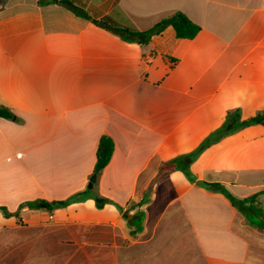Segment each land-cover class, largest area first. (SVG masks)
<instances>
[{
    "label": "crops",
    "instance_id": "1",
    "mask_svg": "<svg viewBox=\"0 0 264 264\" xmlns=\"http://www.w3.org/2000/svg\"><path fill=\"white\" fill-rule=\"evenodd\" d=\"M63 1L0 0V206L18 213L0 211V264H264V124L186 159L228 111H264V0H68L89 18ZM177 11L195 38L95 22Z\"/></svg>",
    "mask_w": 264,
    "mask_h": 264
},
{
    "label": "trees",
    "instance_id": "2",
    "mask_svg": "<svg viewBox=\"0 0 264 264\" xmlns=\"http://www.w3.org/2000/svg\"><path fill=\"white\" fill-rule=\"evenodd\" d=\"M66 5L72 8L78 14L89 18V16L80 8L74 6L70 1L65 0L63 1ZM95 22L99 25H103L105 27L111 28L116 33H118L122 39L128 42H136L141 45L147 44L151 38L155 35L161 34L165 28L171 26L174 29V33L176 38L178 39H193L197 36L200 32L201 27L193 22L186 14L177 11L171 14L170 16L162 19L161 21L157 22L153 27L147 30H138L133 27L129 28H115L108 25V22L105 20H95ZM0 117L4 118H13L14 114L5 107H0ZM254 124H264V111L258 112L256 115L249 119L242 120L240 115V110H231L228 111L226 115V119L221 127L217 130L212 132L201 144L200 146L195 149L193 152L186 156L188 162H192L196 159L199 154L211 144L219 141L221 138L233 134L238 130L254 125ZM114 141L109 136H102L98 142L97 152H96V163L94 167V175L97 177L100 176L104 168L109 164L113 153H114ZM188 178L193 179L188 167L184 169ZM211 185V184H208ZM212 186V185H211ZM215 186V185H214ZM264 193V190L262 191ZM257 194L253 195V198H256ZM94 199L96 201V205L101 208L105 204L110 203L111 201L107 198L94 195ZM70 203V200L65 201H53V202H46V201H38V202H28L25 203V206L30 208H40L42 205L46 207L48 210H53L57 207H62ZM0 211L3 212L5 216H11L13 214L18 215V213H11L5 207L0 206Z\"/></svg>",
    "mask_w": 264,
    "mask_h": 264
},
{
    "label": "water",
    "instance_id": "3",
    "mask_svg": "<svg viewBox=\"0 0 264 264\" xmlns=\"http://www.w3.org/2000/svg\"><path fill=\"white\" fill-rule=\"evenodd\" d=\"M96 181V175H93L88 183V188L91 189L93 187L94 182Z\"/></svg>",
    "mask_w": 264,
    "mask_h": 264
}]
</instances>
